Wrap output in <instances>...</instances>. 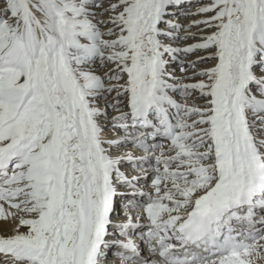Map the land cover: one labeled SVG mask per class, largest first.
Masks as SVG:
<instances>
[{
    "label": "snow or ice",
    "instance_id": "snow-or-ice-1",
    "mask_svg": "<svg viewBox=\"0 0 264 264\" xmlns=\"http://www.w3.org/2000/svg\"><path fill=\"white\" fill-rule=\"evenodd\" d=\"M0 264H264V0H0Z\"/></svg>",
    "mask_w": 264,
    "mask_h": 264
}]
</instances>
